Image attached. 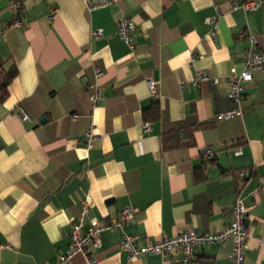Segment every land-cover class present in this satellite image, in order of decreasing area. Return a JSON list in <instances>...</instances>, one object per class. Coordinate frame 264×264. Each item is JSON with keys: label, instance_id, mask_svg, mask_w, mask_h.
<instances>
[{"label": "crops", "instance_id": "obj_1", "mask_svg": "<svg viewBox=\"0 0 264 264\" xmlns=\"http://www.w3.org/2000/svg\"><path fill=\"white\" fill-rule=\"evenodd\" d=\"M11 1L0 0V61L17 70L0 103V264H52L69 245L85 196L92 205L84 227L134 208L123 230L159 239L220 231L240 192L250 207L243 264H264V67L245 84L241 116L216 119L234 107L226 79L242 70L249 45L236 35H253L264 52V0H251L259 6L246 12L232 11V0H120L93 10L83 0H16L17 17ZM214 6L220 15L211 40ZM123 17L135 25L133 49L116 32ZM197 71L219 83L193 85ZM148 78L158 81L155 96ZM94 83L103 100L92 108ZM18 106L29 120L17 115ZM90 123L97 137L85 150ZM203 148L216 156L204 160ZM246 170L253 176L242 177ZM120 235L101 234L92 252L97 264L179 258L174 250L129 259ZM231 249V240L197 249L192 264H230ZM73 264L86 263L77 255Z\"/></svg>", "mask_w": 264, "mask_h": 264}, {"label": "built area", "instance_id": "obj_2", "mask_svg": "<svg viewBox=\"0 0 264 264\" xmlns=\"http://www.w3.org/2000/svg\"><path fill=\"white\" fill-rule=\"evenodd\" d=\"M87 10H93L103 7L116 6L120 0H99L97 3H93L91 0H83ZM259 4L251 0H232L230 7L232 11L241 10L243 12L255 9ZM10 8L13 14L17 17L19 5L15 1L10 2ZM216 14L208 17L207 24L209 25V31L206 38L214 40L218 33L217 20L219 17L218 7L214 6ZM12 22L13 26H19L20 22L18 18ZM135 31L134 22L126 17L121 18L117 23L116 32L120 39H122L128 46L133 49L132 34ZM95 36H99V31L94 32ZM237 38H246L249 45L243 53V67L238 73L231 71L227 76V85L229 88V98L234 104V107L228 111L219 113L216 115L218 121L231 119L236 116H241L242 104L245 100V84L251 82L252 71L261 70L264 67V52L256 49L257 41L255 37L249 33H239ZM205 38V39H206ZM197 57L195 52L191 54V61ZM102 76L99 70H95L96 80ZM210 81L213 84H218L219 79L217 77H210L205 71H197L195 77L192 80L193 85H197L200 82ZM149 92L152 96L156 94V87L158 81L153 78L146 80ZM90 90L88 94V100L92 108H95L103 100V88L97 83L88 85ZM17 115L22 121L29 120L28 115L23 111L21 107L16 108ZM71 118L75 120L76 114H72ZM142 128L145 132L150 129L149 123L142 124ZM94 133V126L90 123L89 128L82 137L83 147L85 150H89L96 140ZM236 155H240L241 151L237 150ZM201 155L206 161H211L216 153L212 148H203ZM240 175L244 178H250L253 176L252 171H242ZM259 192H264V178L260 179ZM245 198L242 192L238 193L234 203L232 204L229 212V222L220 231L216 233H202L196 230H188L183 233L176 234L172 237H161L159 239H140L137 235L126 233L123 229L128 221H130L136 212L134 208H125L117 213L116 216L109 220H96L91 219L87 226L84 227L82 222L83 218L89 212L92 205L91 198L85 196L80 201V220L78 223L72 222L69 229V245L65 251L59 252L52 264H73V258L77 255H81L86 264H97L93 257V250L98 249L100 246V236L106 232L120 231V240L118 247L125 251L129 259L137 257H144L150 254L159 255L162 258H166L171 251H178L179 258L174 264H192L197 249L206 246H221L227 240H231L232 249L229 254L230 264H243L244 253L247 249V216L250 211V207L245 205Z\"/></svg>", "mask_w": 264, "mask_h": 264}, {"label": "trees", "instance_id": "obj_3", "mask_svg": "<svg viewBox=\"0 0 264 264\" xmlns=\"http://www.w3.org/2000/svg\"><path fill=\"white\" fill-rule=\"evenodd\" d=\"M16 2V0H14ZM19 5V4H18ZM20 14V5L18 8ZM17 70L14 65H9L4 61H0V103L4 102L8 97V86L16 77Z\"/></svg>", "mask_w": 264, "mask_h": 264}, {"label": "water", "instance_id": "obj_4", "mask_svg": "<svg viewBox=\"0 0 264 264\" xmlns=\"http://www.w3.org/2000/svg\"><path fill=\"white\" fill-rule=\"evenodd\" d=\"M45 121V119L44 118H42L41 120H40V123H42V122H44Z\"/></svg>", "mask_w": 264, "mask_h": 264}]
</instances>
